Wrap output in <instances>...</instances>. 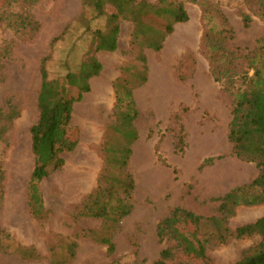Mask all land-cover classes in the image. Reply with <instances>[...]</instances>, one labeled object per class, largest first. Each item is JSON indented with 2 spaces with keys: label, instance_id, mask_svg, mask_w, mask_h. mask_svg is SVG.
I'll return each mask as SVG.
<instances>
[{
  "label": "rangeland",
  "instance_id": "1",
  "mask_svg": "<svg viewBox=\"0 0 264 264\" xmlns=\"http://www.w3.org/2000/svg\"><path fill=\"white\" fill-rule=\"evenodd\" d=\"M10 1L0 0V110L7 111L12 103L20 116L13 122L6 141L0 144V161L6 173L5 199L0 209V228L6 238L4 249L0 250V264H50L53 250L59 257L77 235L102 230L101 220H78L77 213L97 190L104 167L109 127L115 120L114 84L123 76L121 67L137 64L131 45L133 25L121 23L116 52L97 54L103 70L91 81V92L83 96L73 112L72 126L80 129V143L72 153L64 155V168L41 183L48 214L37 220L30 215L27 189L34 169L30 131L39 118L41 61L50 56L51 79L76 70L92 48L88 28H102L104 20L91 22L90 14H84L83 0H38L31 8L10 7ZM173 1L187 6L190 20L175 27L161 52L146 51L148 82L134 91L139 139L132 147L130 164L136 181L133 211L114 234L113 255L94 240L81 238L76 258L69 264H155L167 249L168 264L194 260L195 226L184 222L173 225L185 236L184 242L177 245L174 241H160L159 224L175 209L203 217L220 216V203L211 201L218 198L210 195V185L212 179L228 173L229 158H236L229 130L234 95L242 81L236 78L228 90L215 82L203 43L199 3ZM206 1L227 16L236 35L233 44L241 48L239 54L247 55L264 38V0ZM23 7L40 23L38 32L17 33L1 19L3 13L21 12ZM114 12L111 7L107 9L108 14ZM245 14L252 19L248 28L244 26ZM245 70L246 63L241 60L237 72ZM175 136L184 139V145H180L183 153L177 150L179 142ZM208 159H214V163L201 169ZM238 165L243 174H248L247 180L255 174V164L241 161ZM263 217L264 205L243 206L229 219L228 227L234 230ZM261 239L260 235L231 238L226 244L211 240L207 243L208 255L212 264H236L243 252ZM19 246L35 248L45 259L22 261L14 254Z\"/></svg>",
  "mask_w": 264,
  "mask_h": 264
},
{
  "label": "trees",
  "instance_id": "2",
  "mask_svg": "<svg viewBox=\"0 0 264 264\" xmlns=\"http://www.w3.org/2000/svg\"><path fill=\"white\" fill-rule=\"evenodd\" d=\"M37 1L11 0L8 6L25 5L31 8ZM194 2H198L202 9L203 43L215 82L228 90L235 85L236 78L242 81L234 95L229 141L233 147V156L242 162L255 164L258 175L251 184L211 200L220 203V216L203 217L184 209H175L169 218L159 224L158 236L161 242L169 240L180 245L185 236L173 225L184 222L195 226L194 260L181 259L175 264H212L207 249L209 241L226 244L231 238L243 239L260 235L262 239L245 250L236 264H264V217L234 230L228 227L229 219L236 215L238 208L264 205V38L258 40L256 48L247 55L239 54L241 48L233 44L236 39L235 31L224 12L219 7H210L212 4L206 0ZM83 4L84 14H90L91 22L104 20L102 28H88L92 48L86 58L76 70L68 71L58 79H51L49 76L50 56L41 61L42 85L37 99L39 118L30 131L34 169L27 189L29 211L34 219L42 220L48 214L40 190L41 183L64 168V155L72 153L80 143V129L72 126L73 112L83 96L91 92V81L103 70L97 54L113 53L119 49L121 23L124 21L133 25L131 45L135 50L137 64L121 67L123 76L114 84L115 120L109 127L104 167L99 174L97 190L87 197L77 213L78 220H101L102 230H88L77 235L59 257L53 250L49 258L50 264L71 263L76 258L81 238H90L107 247L109 255L115 253L114 234L133 211L136 181L130 171V164L132 147L139 139L135 126L139 111L134 91L148 82L146 51L161 52L175 27L190 20L182 1L158 0L157 3H151L149 0H83ZM109 7L115 12L108 14ZM1 19L6 20L8 26L17 33H36L40 29V23L25 7L21 12H5ZM243 20L244 26L248 28L252 19L245 14ZM241 60L246 63V70L237 72ZM19 116L18 107L12 103H9L7 111L0 110V144L6 141L8 131ZM175 140L179 142L177 150L183 153L180 147L184 145L183 137L175 136ZM213 163L214 159H208L201 169ZM5 180L6 173L0 161V209L5 199ZM5 238V232L0 228V250L4 249ZM169 252V249L163 250L155 264H168ZM14 254L26 262L45 259L35 248L19 246ZM135 264H144V261Z\"/></svg>",
  "mask_w": 264,
  "mask_h": 264
},
{
  "label": "crops",
  "instance_id": "3",
  "mask_svg": "<svg viewBox=\"0 0 264 264\" xmlns=\"http://www.w3.org/2000/svg\"><path fill=\"white\" fill-rule=\"evenodd\" d=\"M185 7L187 6L185 5ZM229 160L230 163H227V165L231 168L228 169V173L211 181L210 195L217 196L215 198H221L236 188L251 184L258 175V170L255 167V174L251 179L247 180L248 174H243L238 165L239 163L241 164V161L234 157H230Z\"/></svg>",
  "mask_w": 264,
  "mask_h": 264
}]
</instances>
